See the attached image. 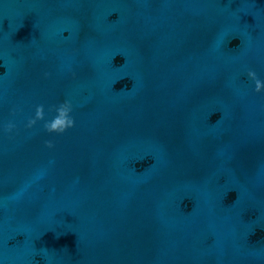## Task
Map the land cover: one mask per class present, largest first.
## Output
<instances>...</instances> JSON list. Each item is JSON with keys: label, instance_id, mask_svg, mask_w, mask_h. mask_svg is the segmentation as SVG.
Listing matches in <instances>:
<instances>
[{"label": "water", "instance_id": "water-1", "mask_svg": "<svg viewBox=\"0 0 264 264\" xmlns=\"http://www.w3.org/2000/svg\"><path fill=\"white\" fill-rule=\"evenodd\" d=\"M0 264H264V0H0Z\"/></svg>", "mask_w": 264, "mask_h": 264}]
</instances>
